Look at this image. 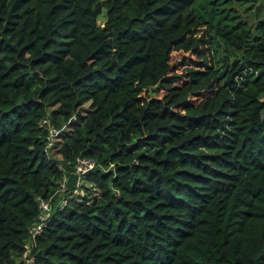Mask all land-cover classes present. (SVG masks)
<instances>
[{"label": "trees", "instance_id": "obj_1", "mask_svg": "<svg viewBox=\"0 0 264 264\" xmlns=\"http://www.w3.org/2000/svg\"><path fill=\"white\" fill-rule=\"evenodd\" d=\"M229 2L0 0V264L49 196L31 264H264V15Z\"/></svg>", "mask_w": 264, "mask_h": 264}, {"label": "built area", "instance_id": "obj_2", "mask_svg": "<svg viewBox=\"0 0 264 264\" xmlns=\"http://www.w3.org/2000/svg\"><path fill=\"white\" fill-rule=\"evenodd\" d=\"M39 126H41L45 131V146L44 150L48 152L50 148H52L55 134L59 132V129H57L47 118H42L39 121ZM96 165V162L93 159L85 158V157H76L72 164V169L69 171L75 176V188L82 183V177L85 173H87L89 170L93 169V167ZM66 187V177L63 176L61 180L58 182L57 187L55 189V193L58 194V201H59V208H61L64 204H66V197H70V193H63ZM49 198H39L38 206L40 207V212L38 213L37 217L38 220L36 223H32L27 232V239L24 243V247H29V253L28 255L23 258L22 257V251L24 250V247H22L21 254L19 256V260L21 264H31L33 262L34 256L31 254V248L35 245V238L36 235L40 234L42 227L45 225V219L48 217L47 211L50 209L51 205L49 203ZM28 261H25L27 260Z\"/></svg>", "mask_w": 264, "mask_h": 264}, {"label": "rangeland", "instance_id": "obj_3", "mask_svg": "<svg viewBox=\"0 0 264 264\" xmlns=\"http://www.w3.org/2000/svg\"><path fill=\"white\" fill-rule=\"evenodd\" d=\"M240 0H230V2L226 5H230L229 9H233L236 13V17H239L241 21H245L246 25L250 28L254 26L258 18H262L264 15V12L262 14H258L256 11V8L250 4V1L246 0L243 4L239 3ZM264 4V0H262ZM255 2L254 4H256ZM104 20V15L101 13L97 17V22L102 23ZM253 28L249 29L252 30ZM211 52V50H210ZM218 55L221 57L223 55V48L222 46L218 47ZM209 57V51L207 48V45H200L199 50L196 53L192 52H183V51H173L170 55V65H171V71L173 73L180 74L185 69L193 67L195 64H198L197 61L199 60H208ZM163 92L161 90H155L153 94L158 97ZM78 187V186H77ZM76 189L73 191L76 193H82L83 188ZM25 243V242H24ZM24 243L22 244V247H24ZM29 253V247L25 248L22 251V257L25 258ZM25 261H28L25 260Z\"/></svg>", "mask_w": 264, "mask_h": 264}]
</instances>
